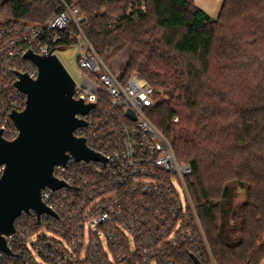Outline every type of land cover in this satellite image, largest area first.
Returning a JSON list of instances; mask_svg holds the SVG:
<instances>
[{"label":"trees","instance_id":"16d2710c","mask_svg":"<svg viewBox=\"0 0 264 264\" xmlns=\"http://www.w3.org/2000/svg\"><path fill=\"white\" fill-rule=\"evenodd\" d=\"M3 1L5 20L62 11L57 0ZM65 1L83 12L85 35L107 65L127 50L122 81L137 74L153 86L148 116L193 167L187 186L205 235L199 261L261 264L264 0H224L217 19L194 0ZM239 189L246 196L237 206ZM184 251L181 261L194 264Z\"/></svg>","mask_w":264,"mask_h":264},{"label":"built area","instance_id":"2783aa9c","mask_svg":"<svg viewBox=\"0 0 264 264\" xmlns=\"http://www.w3.org/2000/svg\"><path fill=\"white\" fill-rule=\"evenodd\" d=\"M57 1L62 11L43 21L0 18V132L9 142L19 137L11 116L25 110L27 97L18 74L39 77L26 55L57 56L76 46L83 81L74 99L95 109L77 116L86 127L75 135L104 161L70 156L56 166L54 178L65 187L41 193L55 216L24 213L4 236L10 254L0 250V264H187L183 250L199 260L205 235L187 186L193 167L148 116L153 86L137 74L122 81L85 35L83 12ZM4 171L0 166V179Z\"/></svg>","mask_w":264,"mask_h":264},{"label":"water","instance_id":"95a60500","mask_svg":"<svg viewBox=\"0 0 264 264\" xmlns=\"http://www.w3.org/2000/svg\"><path fill=\"white\" fill-rule=\"evenodd\" d=\"M25 58L37 67L39 77L32 80L18 74L17 88L27 97L25 110L11 116L19 137L9 142L0 132V166H5L0 179V250L6 254L10 251L4 236L15 232V223L24 213L33 211L38 218L55 216L42 202L41 193L45 188L56 191L65 187L54 178L56 166L66 165L70 156L77 161H104L87 147L85 139L75 135L86 127L77 116L88 115L95 105L74 99L76 82L60 59L32 53ZM127 117L135 120L131 111ZM192 258L195 264H202Z\"/></svg>","mask_w":264,"mask_h":264},{"label":"rangeland","instance_id":"374dc122","mask_svg":"<svg viewBox=\"0 0 264 264\" xmlns=\"http://www.w3.org/2000/svg\"><path fill=\"white\" fill-rule=\"evenodd\" d=\"M195 5L201 9L202 11L206 12L207 14H215L214 16H218L224 0H195ZM37 6H40L41 3H36ZM38 8V7H37ZM37 10V9H36ZM36 12V13H35ZM217 13V14H216ZM39 11H34V17L32 20L39 17ZM217 18V17H216ZM77 54H78V48L76 46H69L62 49H59L57 51V56L66 68V70L69 72L73 80L80 84L83 81V74L77 67ZM128 60V53L127 50L122 51L119 53L113 61L108 64L110 69L112 71L118 72V68L120 65H123ZM237 199L236 204L237 206H240L245 201V191L239 189L237 193Z\"/></svg>","mask_w":264,"mask_h":264},{"label":"crops","instance_id":"0c3cea01","mask_svg":"<svg viewBox=\"0 0 264 264\" xmlns=\"http://www.w3.org/2000/svg\"><path fill=\"white\" fill-rule=\"evenodd\" d=\"M195 1V0H194ZM206 13V12H205ZM217 14V13H216ZM220 14V13H219ZM212 19H217L218 16H214L215 14L211 15V14H208ZM217 17V18H216ZM261 264H264V260H262Z\"/></svg>","mask_w":264,"mask_h":264}]
</instances>
